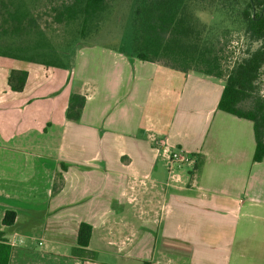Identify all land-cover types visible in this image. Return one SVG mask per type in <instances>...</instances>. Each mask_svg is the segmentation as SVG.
<instances>
[{
	"label": "crops",
	"instance_id": "0c3cea01",
	"mask_svg": "<svg viewBox=\"0 0 264 264\" xmlns=\"http://www.w3.org/2000/svg\"><path fill=\"white\" fill-rule=\"evenodd\" d=\"M119 47L84 44L61 67L0 55L10 264H236L250 216L264 212L253 121L219 109L224 79ZM14 69L28 71L22 91ZM75 93L86 97L79 120L67 117ZM177 149L191 155L184 169L170 159Z\"/></svg>",
	"mask_w": 264,
	"mask_h": 264
},
{
	"label": "trees",
	"instance_id": "16d2710c",
	"mask_svg": "<svg viewBox=\"0 0 264 264\" xmlns=\"http://www.w3.org/2000/svg\"><path fill=\"white\" fill-rule=\"evenodd\" d=\"M115 1H50L44 13L49 14L51 20L46 19L45 27L67 34L61 54L67 56L66 49L76 41L97 34ZM34 8L33 0H0V55L49 66H71L72 61L64 65L57 60L42 58L44 53L40 51V41L45 40L44 28ZM201 11L228 15L241 26L249 41L245 55L229 69L224 68L220 54L223 50L221 39L201 20ZM130 27V41L119 48L130 49L132 56L162 62L185 72L195 71L225 79L219 109L253 121L256 138L253 161H263L264 96L258 92L257 83L264 68V0H135ZM34 32L38 33L40 39L36 44H31L30 38ZM254 43L259 45L253 48ZM52 51L55 57L60 54ZM27 78V70L14 69L9 84L13 90L22 91ZM248 99L253 101V106L244 109L241 104ZM85 104L84 95L72 94L67 117L79 120ZM16 217L15 210H7L3 223L12 225ZM92 231L90 223L80 224V246H89ZM12 250L5 232L0 230V264H10ZM73 252L82 256L91 254L87 249L75 248Z\"/></svg>",
	"mask_w": 264,
	"mask_h": 264
},
{
	"label": "rangeland",
	"instance_id": "374dc122",
	"mask_svg": "<svg viewBox=\"0 0 264 264\" xmlns=\"http://www.w3.org/2000/svg\"><path fill=\"white\" fill-rule=\"evenodd\" d=\"M50 1L52 0H33L35 5L34 12L37 14L39 23L44 28L45 40L40 41V51L44 53L42 54L43 59L57 60L64 65H68L71 61L73 62L77 50L84 44L102 43L118 47L121 45L126 46L130 41L131 10L135 0H116L112 3L110 13L106 15L99 32L86 39H79L78 42L76 41L72 44V47L66 49L67 56L63 55L60 51L65 48L66 41L64 39L67 34L63 31L55 32L53 28L45 27L46 19L51 20L49 14L44 13ZM58 1L60 0H54V2ZM199 16L202 21L208 24L212 32L221 39L223 50L220 54L223 57L224 68L229 69L236 60L245 55L249 47V41L244 35L241 26L223 13L201 11ZM38 39H40L38 33L34 32L31 35L30 43L36 44ZM258 45L259 43H254L253 48ZM52 50L60 54L55 57ZM257 85L258 92L264 96V68ZM241 106L244 109H249L253 106V101L248 99L242 102ZM190 160L177 162V164L180 165L181 169H184ZM250 220L251 222H248L246 226L249 232L237 244L240 251L236 258L238 260L236 264H264V212L254 211L250 216ZM33 245L34 248L39 250L37 242H33Z\"/></svg>",
	"mask_w": 264,
	"mask_h": 264
},
{
	"label": "built area",
	"instance_id": "2783aa9c",
	"mask_svg": "<svg viewBox=\"0 0 264 264\" xmlns=\"http://www.w3.org/2000/svg\"><path fill=\"white\" fill-rule=\"evenodd\" d=\"M170 159L171 161H174L177 163V162H183L186 160H190L192 158H191L190 153H188L187 151L177 149L171 152Z\"/></svg>",
	"mask_w": 264,
	"mask_h": 264
}]
</instances>
